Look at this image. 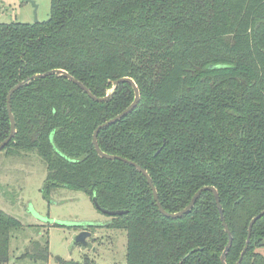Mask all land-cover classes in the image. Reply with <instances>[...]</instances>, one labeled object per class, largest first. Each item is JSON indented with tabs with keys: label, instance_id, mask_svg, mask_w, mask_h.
I'll use <instances>...</instances> for the list:
<instances>
[{
	"label": "trees",
	"instance_id": "trees-1",
	"mask_svg": "<svg viewBox=\"0 0 264 264\" xmlns=\"http://www.w3.org/2000/svg\"><path fill=\"white\" fill-rule=\"evenodd\" d=\"M54 69L97 97L118 78L136 82L139 103L100 129V148L145 169L168 212L214 186L232 234L226 262L235 264L250 220L264 210V0H50L44 21L0 22V142L10 132V89ZM133 96L126 82L99 102L64 76L35 79L12 94L16 131L0 152L40 157L45 198L63 187L126 210L107 224L126 234L125 262L113 264H222L228 235L211 191L183 216L166 217L138 169L96 152L94 130ZM21 228L0 208V264H49L47 230L13 257ZM240 264H264V214Z\"/></svg>",
	"mask_w": 264,
	"mask_h": 264
},
{
	"label": "rangeland",
	"instance_id": "rangeland-1",
	"mask_svg": "<svg viewBox=\"0 0 264 264\" xmlns=\"http://www.w3.org/2000/svg\"><path fill=\"white\" fill-rule=\"evenodd\" d=\"M33 1L36 13L29 1L0 0V22L32 23L35 18L38 22L48 19L50 0ZM35 155L12 159L0 152V208L22 223L11 241L13 257L22 253L28 240L40 237L47 230L49 264H55L56 257L98 264L125 262V232L109 228L111 217L97 210L87 194L58 187L50 191L48 198L43 196L46 166ZM86 223L96 225L92 238L88 239L91 247L72 246L73 235L81 230L72 225ZM25 263L28 262L12 258L8 264Z\"/></svg>",
	"mask_w": 264,
	"mask_h": 264
},
{
	"label": "water",
	"instance_id": "water-1",
	"mask_svg": "<svg viewBox=\"0 0 264 264\" xmlns=\"http://www.w3.org/2000/svg\"><path fill=\"white\" fill-rule=\"evenodd\" d=\"M26 1H29L32 3L33 7H34V13H36V4H35V1L33 0H26ZM35 22H38L37 21V18H35ZM50 75H61V76H64L66 78H68L70 81H72L73 83H75L76 85H78L90 98L94 99L95 101H99V102H104V101H108L116 87L118 84L120 83H123V82H126V83H129L133 89V92H134V96H133V100L131 101V103L126 107L124 108L120 113H118L117 115H115L114 117L108 119L107 121L101 123L100 125H98L96 127V129L94 130V133H93V136H92V142H93V145H94V148L96 150V152L98 153L99 156L103 157V158H106V159H110V160H121L123 162H126L132 166H134L136 169H138L145 177H146V180H147V183L149 184L151 190H152V194H153V198L158 206V209L159 211L165 215L166 217H170V218H179L181 216H183L184 214L188 213L192 208L193 206L195 205L197 199L199 198V196L201 195V193L205 190H209L213 193L214 195V198H215V202H216V205H217V208H218V211H219V214H220V219H221V222H222V225L224 227V230L225 232L227 233L228 235V242L220 256V260L222 262V264H227L226 262V255L230 249V246L232 244V234L230 232V229L225 221V217H224V214H223V208H222V205H221V202H220V197H219V193H218V190L214 187V186H204L200 189H198L194 195L192 196L191 200L189 201V203L184 207L182 208L181 210L179 211H176V212H168L166 211L162 205L160 204L159 202V199H158V193H157V190H156V187L154 186L153 182H152V179L150 177V175L146 172L145 169H143L139 164H137L136 162L134 161H131L127 158H124L122 156H119V155H113V154H108L104 151H102V149L100 148L99 144H98V140H97V136H98V132L100 131V129L102 128H105L111 124H114L115 122L119 121L121 118H123L125 115H127L128 113H130L136 106L137 104L139 103V100H140V91H139V88L136 84V82L131 78V77H121V78H118L114 81H112V87L110 89L107 90L105 96L103 97H97L95 96L81 81H79L78 79H76L75 77H73L70 73H68L66 70H63V69H54V70H50L48 72H45V73H38V74H35V75H32L31 77L25 79V80H22V81H19L16 85H14V87H12L7 95V100H6V106H7V113H8V117H9V122H10V132L8 134V136L0 142V151L9 143V141L12 139V137L14 136L15 134V131H16V121H15V117H14V114L12 112V109H11V97H12V94L18 90L19 88H21L22 86H24L25 84H28L29 82L35 80V79H39V78H44V77H47V76H50ZM91 200L93 202V205L95 206V208L97 210H99L100 212H102L103 214H106L110 217H114V216H118V215H122V214H125L127 211L126 210H112V209H107V208H104L100 205V203L98 202L97 200V197L95 194L92 195L91 197ZM264 214V210L259 212L257 215H255L249 222V225H248V233H247V237H246V241H245V245H244V248L242 249L241 253H240V256L238 258V260L236 261L235 264H240L242 258H243V255L245 254L247 248H248V245H249V241H250V236H251V231H252V227L254 225V223ZM55 225H58L57 223ZM73 227H79L81 228L80 231L76 232L74 235H73V238H72V246H76L77 244H80L82 248H87V247H91V243L89 242V238H92L93 236V232L89 230L90 227H95L96 225L92 224V223H86V224H75V225H72ZM199 248L198 247H195L193 248L192 250H190L184 257H183V260L186 259L192 252L198 250Z\"/></svg>",
	"mask_w": 264,
	"mask_h": 264
}]
</instances>
